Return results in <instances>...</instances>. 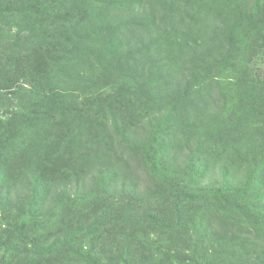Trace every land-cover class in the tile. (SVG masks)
<instances>
[{
	"label": "trees",
	"instance_id": "16d2710c",
	"mask_svg": "<svg viewBox=\"0 0 264 264\" xmlns=\"http://www.w3.org/2000/svg\"><path fill=\"white\" fill-rule=\"evenodd\" d=\"M201 1L204 0H0L2 214L22 212L24 206L32 212V193L44 199V190L53 183L57 187L60 181L77 182L87 175L83 171L97 163L106 166L103 168L108 173L110 169L126 168L124 154L143 161L150 141L136 144L133 134L145 127L155 129V137L165 124L185 125L199 105L205 106L209 97L207 80L213 79L212 74L219 77L223 68L230 67L237 75L229 95L258 103L255 114L260 113L264 121V77L254 72L253 56H236L240 48L252 53L250 43L264 39V30L254 32L257 19L264 18V5L261 8V1L254 0L253 9H249L250 0H225L223 23L231 21L225 31L231 43L227 52L230 56H184L187 51L197 53L200 49L202 29L215 36L221 26L215 19L207 22L201 18L207 5ZM240 25L249 27L246 43L235 38ZM222 42L210 47L209 53L219 51ZM202 49L201 53L206 54L204 41ZM246 124L232 123L237 137ZM211 129L210 139L218 142L217 150H229L230 145L234 149L238 140L236 136L230 140L226 137L230 130ZM251 187L252 183H246L235 188L234 193L227 194L232 199L217 196L216 204L225 203L229 210L225 220L255 221L257 217L249 213L251 200L245 198ZM167 189H161L163 202L172 195ZM60 193L64 199V191ZM184 201L179 197L174 201L171 196L165 212L138 216L131 214L128 204L121 207L123 212H107L112 206L104 203L88 224L79 218L75 223L62 222L58 233L71 225L75 234L86 233L104 224L107 228L129 229L131 241L144 231L167 235L168 248L160 255L169 264H177L179 253L175 250L190 242L189 224L195 225L194 219L185 216L189 212H178ZM38 218L46 223L41 215ZM13 220L17 221L16 217L0 227V264H9L13 259L21 264H59L76 259L71 248L64 252L61 248L71 238V232L55 234L44 246L36 244L21 250L14 241L16 231L11 230ZM262 220L260 225L264 226ZM137 244H142L140 238ZM152 246L160 247L157 237ZM143 257L141 252L128 258L138 263ZM151 260L162 264L161 259Z\"/></svg>",
	"mask_w": 264,
	"mask_h": 264
},
{
	"label": "rangeland",
	"instance_id": "374dc122",
	"mask_svg": "<svg viewBox=\"0 0 264 264\" xmlns=\"http://www.w3.org/2000/svg\"><path fill=\"white\" fill-rule=\"evenodd\" d=\"M204 1L207 5L205 11H201V18H205L207 22L215 19L216 24L221 26L216 30L215 36L212 31L202 29L203 38L198 42L200 49L197 53L187 51L184 56H230L227 52L231 43L227 40L225 31L231 21L223 23L227 4L225 0ZM204 1L200 3L203 4ZM260 1L262 8L264 0ZM254 2L250 0L249 9H253ZM218 15L223 18L217 19ZM257 20L255 33L260 29L264 30V18L260 16ZM203 24L204 22L198 26L202 27ZM248 28L245 25L237 28L235 38L239 43L242 39L246 43ZM211 35L215 38L210 39ZM222 40V48L209 53L210 47L219 45ZM203 41L206 54L201 53ZM251 47L252 53H246V49L240 48V53H236V56H253L254 72L264 77V39H258V43H250ZM213 76L214 74L210 76L212 80L206 82L209 97L205 100V106L199 105L195 115L192 112L187 117L185 125L165 124L163 131L158 130L155 137V129L145 127L133 134L136 135L133 139L134 142L137 141L136 144L147 139L150 141L143 161L141 157L129 159L124 154L128 161L126 168L110 169V173H107L103 168L106 166L97 163L83 171L87 175L77 182L60 181L55 184L57 187L53 183L48 190H44L43 193L47 194L44 199H40L39 193H32V212H28L27 206H24L22 212L2 214L0 211V227L1 224H7L10 218L16 217L17 221L13 220L11 230L16 231L14 236L17 239L14 241L21 250L36 244L44 246L55 234L61 236L60 234L71 232V238L61 248L63 252L71 248L77 257L69 263L63 261L59 264H155L151 258L161 259L162 264H169L160 255V251L168 248L167 235H151L153 232L148 231L136 235L144 245L143 248L142 244H137L138 238L131 241L132 233L129 229L107 228L101 224L86 233L79 231L75 234L73 225L62 228L63 233L59 234L58 231L62 222L75 223L78 218L88 224L97 212H101L97 208L104 206V203L112 206L107 212H123L121 207L128 204L134 216L147 212L161 214L169 206L172 196L174 201L176 197L185 199L178 212H189L185 216L189 215L195 221V225L192 222L189 224V234L192 235L188 239L190 242L180 246L184 250L179 247L175 250L179 253L177 264H264V226L260 225L264 218V161H260V158H264V152H261L264 150L263 117L260 113L255 114L258 103H253L251 98L250 102H246L229 95L233 93L234 78L237 76L230 67L223 68L219 77ZM241 122L247 124L242 133L238 132L237 137L236 130H232V123L237 126ZM212 127L230 130L226 137L230 140V137L233 139L236 136V141L238 140L234 149L230 145L229 150H217L218 142L210 139ZM151 139L154 140L152 143ZM212 141L217 144L212 145ZM246 183H252L251 191L245 194V198L252 203V212L249 213L257 218H253L255 221L238 220L237 223L232 218L225 220L229 216V210L225 203L216 204L217 196L223 194L225 198L232 199L227 194L234 193L237 190L235 188L243 187ZM165 187L172 195L163 202L160 195L161 189ZM61 191H64V199L59 197ZM254 207L258 212L254 211ZM39 215L46 223L48 219V223H41ZM156 237L160 247L152 246ZM130 251L133 253L129 254ZM141 252L144 254L142 262L134 263L129 259ZM9 264L21 262L13 259Z\"/></svg>",
	"mask_w": 264,
	"mask_h": 264
}]
</instances>
